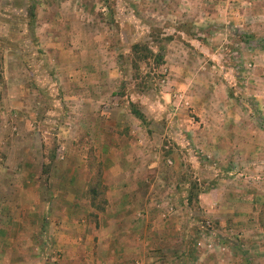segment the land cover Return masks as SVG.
I'll list each match as a JSON object with an SVG mask.
<instances>
[{
  "label": "rangeland",
  "instance_id": "374dc122",
  "mask_svg": "<svg viewBox=\"0 0 264 264\" xmlns=\"http://www.w3.org/2000/svg\"><path fill=\"white\" fill-rule=\"evenodd\" d=\"M0 70L8 262L264 264V0H0Z\"/></svg>",
  "mask_w": 264,
  "mask_h": 264
},
{
  "label": "crops",
  "instance_id": "0c3cea01",
  "mask_svg": "<svg viewBox=\"0 0 264 264\" xmlns=\"http://www.w3.org/2000/svg\"><path fill=\"white\" fill-rule=\"evenodd\" d=\"M257 130L258 129H260V128H258V127H255ZM239 130L241 131H245V133L247 134V136H248V139H250V138H252V135H253V132H250L251 131V129H244V128H239ZM256 147V146H255ZM113 160H114V158H113ZM132 189H134V188H132ZM128 199H131V201H133L134 199H135V197L133 196L132 198L131 197H129ZM123 201V199L122 198H119V203L121 204V202ZM130 201H128V204H130L129 203ZM3 217V216H2ZM0 218H1V214H0ZM2 219V218H1ZM2 226V225H1ZM9 231H11V228H8L7 226H3V227H1L0 228V234H4L5 236H7L8 235V232ZM18 237L19 238H22V232H20L19 231V235H18ZM1 239H2V237H0ZM0 239V252L2 253H4V258H1L0 257V264H19V263H14V262H8V260L6 259V255L5 254H7V255H11L10 253H9V250H12V248H14L16 245H17V248L19 249L20 247H21V244H22V239H21V243H15V244H13L12 245V248H11V246H9V247H7L6 245H5V243L6 242H4V241H2ZM17 241H18V239H16ZM5 245V246H4ZM19 245V246H18ZM1 253H0V256H1ZM7 258L8 259H10L8 256H7Z\"/></svg>",
  "mask_w": 264,
  "mask_h": 264
},
{
  "label": "trees",
  "instance_id": "16d2710c",
  "mask_svg": "<svg viewBox=\"0 0 264 264\" xmlns=\"http://www.w3.org/2000/svg\"><path fill=\"white\" fill-rule=\"evenodd\" d=\"M142 50V51H141ZM133 51H134V61L137 62H141L143 59H149L151 56V52L152 51L150 49L149 46L147 45H142L141 43H135L133 45ZM141 52L143 53V55L141 54ZM160 59H162L161 55H158ZM138 66V65H136ZM0 77H1V70H0ZM93 192H96V190H94V188H92ZM93 201V200H92Z\"/></svg>",
  "mask_w": 264,
  "mask_h": 264
}]
</instances>
